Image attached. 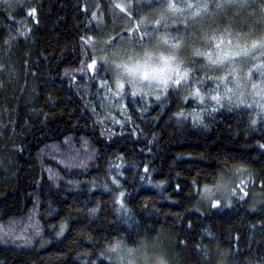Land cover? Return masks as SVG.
<instances>
[{"label": "trees", "instance_id": "16d2710c", "mask_svg": "<svg viewBox=\"0 0 264 264\" xmlns=\"http://www.w3.org/2000/svg\"><path fill=\"white\" fill-rule=\"evenodd\" d=\"M117 45L179 72L119 91ZM12 221L0 264H264V0H0Z\"/></svg>", "mask_w": 264, "mask_h": 264}, {"label": "rangeland", "instance_id": "374dc122", "mask_svg": "<svg viewBox=\"0 0 264 264\" xmlns=\"http://www.w3.org/2000/svg\"><path fill=\"white\" fill-rule=\"evenodd\" d=\"M147 22H145L146 24ZM258 36V35H257ZM255 38L254 35L251 36ZM217 47H219V43H216ZM118 46V45H117ZM116 46V47H117ZM157 52H161L164 49L163 43H160L158 46L154 47ZM222 49V48H219ZM139 49L134 48L129 45H119L112 55L109 57V64L114 66L119 74L117 75L118 79V89L119 91H124V88H131L133 92H139L144 90L145 92L153 91L156 92V89H162L166 86L170 81H173L177 73L179 72V66L177 60H181L179 52L181 49L175 47L174 57L172 55H161L157 57L158 53L155 54L144 53L141 54L138 52ZM142 50V49H140ZM143 51V50H142ZM226 50L223 54L228 53ZM114 55H118L119 58L125 56L124 59L126 62H123L122 65L115 66L111 62V57ZM119 58H117L119 62ZM93 60L88 64L87 70L90 73V69H97L98 61L101 62L103 59L92 58ZM177 64V65H176ZM147 73V75H145ZM227 80V79H226ZM168 81V82H167ZM167 82V84H166ZM166 84V85H165ZM223 84V82H222ZM121 87V89H120ZM220 192H226L223 187H221ZM22 220V219H21ZM19 221V220H16ZM12 221L10 223H6L3 226H0V232L12 231L19 225L18 222ZM19 230V229H18ZM142 260H148L144 257ZM153 259V258H152ZM131 264H137L136 262H131ZM139 264V263H138ZM147 264H162L161 261L154 260L151 263L148 261Z\"/></svg>", "mask_w": 264, "mask_h": 264}, {"label": "snow or ice", "instance_id": "6c2138e0", "mask_svg": "<svg viewBox=\"0 0 264 264\" xmlns=\"http://www.w3.org/2000/svg\"><path fill=\"white\" fill-rule=\"evenodd\" d=\"M145 75H147V73H145Z\"/></svg>", "mask_w": 264, "mask_h": 264}]
</instances>
